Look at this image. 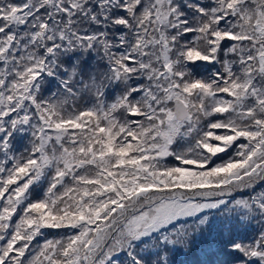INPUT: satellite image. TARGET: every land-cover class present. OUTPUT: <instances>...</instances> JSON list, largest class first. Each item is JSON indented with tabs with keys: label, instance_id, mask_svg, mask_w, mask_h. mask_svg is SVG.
I'll return each instance as SVG.
<instances>
[{
	"label": "snow or ice",
	"instance_id": "obj_1",
	"mask_svg": "<svg viewBox=\"0 0 264 264\" xmlns=\"http://www.w3.org/2000/svg\"><path fill=\"white\" fill-rule=\"evenodd\" d=\"M0 264H264V0H0Z\"/></svg>",
	"mask_w": 264,
	"mask_h": 264
}]
</instances>
